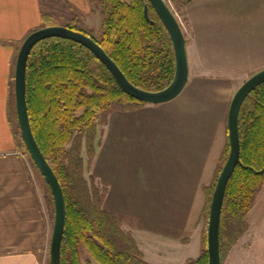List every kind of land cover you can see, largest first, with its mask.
Returning a JSON list of instances; mask_svg holds the SVG:
<instances>
[{
  "label": "crops",
  "instance_id": "0c3cea01",
  "mask_svg": "<svg viewBox=\"0 0 264 264\" xmlns=\"http://www.w3.org/2000/svg\"><path fill=\"white\" fill-rule=\"evenodd\" d=\"M182 2L186 86L170 101L110 112L93 164L104 206L152 264L187 263L176 252L193 239L201 253L205 187L228 143L232 99L264 68V0ZM42 12V0H0V264H46L51 246L54 222L12 116L17 55Z\"/></svg>",
  "mask_w": 264,
  "mask_h": 264
},
{
  "label": "trees",
  "instance_id": "16d2710c",
  "mask_svg": "<svg viewBox=\"0 0 264 264\" xmlns=\"http://www.w3.org/2000/svg\"><path fill=\"white\" fill-rule=\"evenodd\" d=\"M88 1L101 13L99 34L91 27L80 26L76 16L65 26L94 38L136 86L151 91L168 87L176 70L174 46L149 0ZM146 3L149 17L145 14ZM55 18L43 10L41 27L61 25ZM27 101L35 138L66 197L62 264H152L145 259L133 234L124 229L122 217L104 206L106 186L101 182L104 185L101 189L94 177H86L83 155L84 150L90 157L95 155L99 125L110 112L131 110L146 102L127 94L89 48L62 37L43 39L33 47L27 63ZM239 131L241 162L228 182L222 209V260L225 237L236 239L246 229L248 214L264 187V82L244 101ZM23 143L44 178L47 195L55 208L51 187L24 140ZM229 151L228 137L216 177L205 187L208 217L218 176ZM207 230L202 232L201 253L186 264H208ZM82 248L91 259L82 260Z\"/></svg>",
  "mask_w": 264,
  "mask_h": 264
},
{
  "label": "water",
  "instance_id": "95a60500",
  "mask_svg": "<svg viewBox=\"0 0 264 264\" xmlns=\"http://www.w3.org/2000/svg\"><path fill=\"white\" fill-rule=\"evenodd\" d=\"M161 21L167 28L175 51L176 70L168 87L151 91L133 84L106 50L91 36L65 25H49L32 31L24 40L16 60L15 99L18 122L22 138L31 157L50 185L55 202V219L50 246V264H62V242L66 227V197L61 182L48 162L33 133L27 101V63L33 47L41 40L50 37H62L79 42L89 48L110 70L119 86L130 96L151 104H159L177 97L189 79V61L186 37L182 24L170 6L164 0H149ZM145 14L149 17V6L145 4ZM153 22V21H152ZM264 82V68L250 76L236 91L228 113V137L230 151L218 176L210 205L207 241L208 264H222L220 227L222 209L227 185L236 167L241 162V139L239 115L247 96ZM264 171V168L262 169Z\"/></svg>",
  "mask_w": 264,
  "mask_h": 264
},
{
  "label": "rangeland",
  "instance_id": "374dc122",
  "mask_svg": "<svg viewBox=\"0 0 264 264\" xmlns=\"http://www.w3.org/2000/svg\"><path fill=\"white\" fill-rule=\"evenodd\" d=\"M43 10L47 13H52L56 18V22L65 25L68 23L74 16L78 17L79 25L82 27H91L95 30L96 34H99L100 21L102 20L101 13L98 8L94 7L88 0H42ZM170 8L176 14L179 21L182 24L185 23L183 16V2L182 0H170ZM15 95L12 97V116L13 122L16 129V137L19 143V148L24 155L25 159L28 160L34 170V175L36 177L37 185L45 194L47 203L50 209L51 218L54 222L55 219V208L53 201L47 195V187L45 185L44 178L39 173L38 169L32 163L29 154L26 152L22 137L21 131L19 128L17 113H16V104H15ZM99 127L100 132L102 133L104 128V123ZM99 132V133H100ZM99 138V137H98ZM99 141V140H98ZM99 143V142H98ZM96 154V153H95ZM84 160H85V174L88 179L91 177L95 178L96 183L102 189L104 185L101 183L94 173V157L88 156L86 150L83 151ZM222 161V160H221ZM221 165V163H220ZM218 171V170H217ZM216 177V176H215ZM206 196V195H205ZM104 202V201H103ZM208 198L205 197L203 213H202V225L203 231L208 228ZM247 227L246 229L238 236L236 239H230L226 236L224 241V255L222 264H264V187L262 191L258 194L255 205L252 211L248 214L247 217ZM123 224V220H122ZM231 234H229L230 236ZM159 239V238H157ZM165 240V239H163ZM200 241L198 239H193L188 248L180 249L176 253H181V259L187 255V261L191 258H196L199 256V247ZM164 249L162 246H158L159 249ZM206 246L204 245L205 249ZM183 250V251H182ZM182 251V252H181ZM46 264H50V248L47 249ZM82 260L86 261L91 259L88 251L85 248L81 249ZM186 261V262H187ZM184 263V262H183ZM94 264H96L94 262ZM186 264V263H185Z\"/></svg>",
  "mask_w": 264,
  "mask_h": 264
},
{
  "label": "built area",
  "instance_id": "2783aa9c",
  "mask_svg": "<svg viewBox=\"0 0 264 264\" xmlns=\"http://www.w3.org/2000/svg\"><path fill=\"white\" fill-rule=\"evenodd\" d=\"M168 5H171L170 0H164Z\"/></svg>",
  "mask_w": 264,
  "mask_h": 264
}]
</instances>
